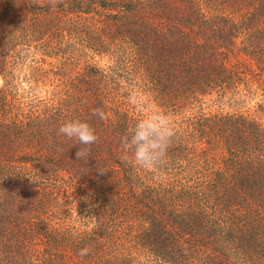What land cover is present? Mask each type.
<instances>
[{"label": "trees", "instance_id": "1", "mask_svg": "<svg viewBox=\"0 0 264 264\" xmlns=\"http://www.w3.org/2000/svg\"><path fill=\"white\" fill-rule=\"evenodd\" d=\"M0 264H264V0H0Z\"/></svg>", "mask_w": 264, "mask_h": 264}, {"label": "clouds", "instance_id": "2", "mask_svg": "<svg viewBox=\"0 0 264 264\" xmlns=\"http://www.w3.org/2000/svg\"><path fill=\"white\" fill-rule=\"evenodd\" d=\"M47 2L55 7L58 0H47ZM92 114L103 118L100 109H94ZM57 132L70 140H75L78 145L84 146L79 147L75 154L78 160L88 159L91 154L90 146L98 141L94 128L88 122L80 119H69L61 123ZM174 137L175 130L167 116L163 113L153 112L139 119L128 133L120 137L123 159L133 166L154 167L166 154ZM105 171L106 169L98 167L99 174L102 175ZM72 235L75 237L77 233H72ZM90 251V248L82 247L78 254L84 257L89 255Z\"/></svg>", "mask_w": 264, "mask_h": 264}, {"label": "rangeland", "instance_id": "3", "mask_svg": "<svg viewBox=\"0 0 264 264\" xmlns=\"http://www.w3.org/2000/svg\"><path fill=\"white\" fill-rule=\"evenodd\" d=\"M253 98H247L245 101H244V103H243V105L242 106H240L239 108L240 109H245V108H249V109H251L252 108V104H253ZM235 106H237V105H235Z\"/></svg>", "mask_w": 264, "mask_h": 264}]
</instances>
